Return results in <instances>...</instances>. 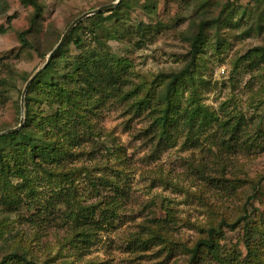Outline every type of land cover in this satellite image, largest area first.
<instances>
[{
    "label": "rangeland",
    "instance_id": "1",
    "mask_svg": "<svg viewBox=\"0 0 264 264\" xmlns=\"http://www.w3.org/2000/svg\"><path fill=\"white\" fill-rule=\"evenodd\" d=\"M38 1L44 16L27 35L32 47L23 48L19 35L29 29L33 8L0 0V131L20 125L24 88L69 26L117 0ZM110 12L80 22L57 61L65 75L80 68V55L119 60L128 67L121 95L90 113L93 132L56 177L33 172L32 190L12 179L14 203L0 199V221L7 224L0 263L16 253L39 264H188L179 244L195 247L202 228L225 220L242 223L235 231L225 227L223 260L264 264V0H128ZM202 32L195 85L185 83L179 100L192 112L197 90L195 104L215 119L184 129L178 122L173 138L163 139L152 118L160 111L155 102L135 106L189 66ZM35 108L50 113L47 103ZM108 181L123 194L116 216L101 229L93 226L88 246L74 244L68 216L80 207H106L117 195ZM153 232L174 244L152 242ZM198 264L218 263L207 255Z\"/></svg>",
    "mask_w": 264,
    "mask_h": 264
},
{
    "label": "trees",
    "instance_id": "2",
    "mask_svg": "<svg viewBox=\"0 0 264 264\" xmlns=\"http://www.w3.org/2000/svg\"><path fill=\"white\" fill-rule=\"evenodd\" d=\"M25 6L33 8V16L30 20V27L27 31L19 35L22 47H32L31 42L27 39L40 25L44 16L45 8L38 0H21ZM122 3L113 11L111 15L122 8ZM105 14H98L94 17L102 18ZM117 32V31H116ZM111 33L114 32L111 29ZM109 33V37H111ZM95 34V33H94ZM203 32L196 38L192 48V61L187 68L179 73L173 74L170 82L167 83L165 90L151 92L146 100L138 102L135 107L139 110L146 104L159 109L158 115L153 112L152 118L159 129L162 138L171 137V133L177 126V123H183V129L192 126L196 119L202 118V124L211 123L215 114L205 108L201 103H196L199 96L197 90L193 92L194 105L197 107L190 112L182 109L180 96L182 95L181 87L185 83L195 85L196 79V56L201 51V41ZM68 43L54 55L48 67L36 78L30 85L26 96V121L24 126L17 132L0 136V199L1 201L14 203L15 187L12 179H21L25 182V187L32 190L31 175L33 172H43L51 177H56L55 172L59 169H66L67 164L71 163L79 155L76 150L82 146L81 142L84 137L92 133V123L89 118L90 113L94 112L98 106L107 102L110 97L114 98L121 95L123 90V73L128 67L117 59L111 60L107 56L101 55H80L78 61L80 68L75 72L60 75L58 59L62 56L63 50ZM82 40L77 39L76 44L82 46ZM264 55V51H263ZM3 83V82H1ZM6 81L3 83L5 85ZM123 95V94H122ZM47 103L50 113L44 115L35 105ZM153 111H156V109ZM18 127V126H17ZM82 127H84L82 129ZM4 132L3 131H0ZM158 134V130L156 131ZM177 133V132H176ZM67 162V163H66ZM68 173V172H67ZM31 174V175H30ZM30 175V176H29ZM106 187L117 191L116 198L111 200L106 207L99 210L98 205H92L89 208L80 207L78 211L71 212V220L74 223L73 230L75 237L74 244H83L88 246L91 243L93 226L98 229L108 225L110 218L116 216V207H119V198L123 194L115 182H106ZM13 208L7 207V211ZM97 217V218H96ZM242 222L229 224L223 220L218 227L210 226L202 228L205 234L195 247L189 249L185 244H179L187 249L189 253L188 264H198L205 256H213L218 264H227L226 260L219 255L220 240L224 237L225 227L232 231L237 230ZM6 223L0 221V238L6 234ZM171 233L172 228L166 225ZM170 229V230H169ZM167 231V233H168ZM255 230L253 231V235ZM160 233L153 232L149 238L152 242L158 240L170 244L172 240L164 238ZM252 240L256 241L255 236ZM154 237V238H153ZM260 242V241H259ZM148 245L147 243H141ZM174 244V242L171 243ZM251 250V249H250ZM256 254L258 250L254 247ZM206 252V254H204ZM255 253V252H254ZM232 261V259H228ZM0 264H39L33 259H29L26 254L18 255L16 253L7 256ZM251 264H262L253 260Z\"/></svg>",
    "mask_w": 264,
    "mask_h": 264
},
{
    "label": "water",
    "instance_id": "3",
    "mask_svg": "<svg viewBox=\"0 0 264 264\" xmlns=\"http://www.w3.org/2000/svg\"><path fill=\"white\" fill-rule=\"evenodd\" d=\"M123 0H117L115 3L107 5V6H102L98 9H95L91 12H87L85 14H83L82 16H80L79 18H77L67 29V31L65 32V34L62 36L60 42L57 44V46L52 50V52L49 54L46 63L44 64V66L40 69H38L35 74L30 78V80L27 82L23 94H22V99H21V108H22V116H21V122L20 125L16 128L4 131L0 133V136L3 135H7V134H11L14 132L19 131L25 124V98H26V94L27 91L30 87V85L36 80V78L48 67V65L50 64V62L52 61L54 55L61 49V47L66 43V41L68 40L69 36L71 35V33L73 32V30L76 28V26L82 22L84 19L91 17V16H95L98 14H102V13H106V12H110L114 9L117 8V6H119L122 3Z\"/></svg>",
    "mask_w": 264,
    "mask_h": 264
}]
</instances>
